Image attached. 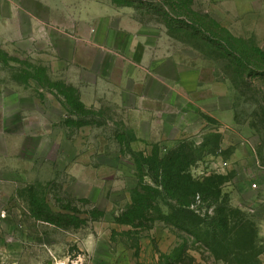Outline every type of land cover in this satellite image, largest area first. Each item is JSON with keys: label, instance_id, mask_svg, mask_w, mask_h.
Returning <instances> with one entry per match:
<instances>
[{"label": "rangeland", "instance_id": "1", "mask_svg": "<svg viewBox=\"0 0 264 264\" xmlns=\"http://www.w3.org/2000/svg\"><path fill=\"white\" fill-rule=\"evenodd\" d=\"M107 7L130 9L134 29L113 21L104 31L106 19L96 18L90 34L133 61L128 73L149 58L168 78L200 70L191 93L150 81L152 95L163 90L155 127L153 104L115 92L84 110L62 107L63 93L78 94L68 83L79 76L72 62L111 74L104 53L87 61L93 51L76 47L81 16ZM14 24L25 41L14 38ZM0 80L41 87L44 97L27 151L9 139L13 159L0 168V264H168L182 244L177 264L255 263L233 253L219 260L196 226L172 217L189 176L218 178L217 203L254 225L264 264V0H0ZM126 83L137 91L135 80ZM192 201L200 217L215 207L199 193Z\"/></svg>", "mask_w": 264, "mask_h": 264}, {"label": "crops", "instance_id": "2", "mask_svg": "<svg viewBox=\"0 0 264 264\" xmlns=\"http://www.w3.org/2000/svg\"><path fill=\"white\" fill-rule=\"evenodd\" d=\"M126 12H131V10L128 9L124 11L107 7L104 10H99L96 15H92V11H86L85 14L81 16L80 22L84 25H82L83 29L81 30L83 34L79 35L80 39L77 38L76 42L78 44L76 47H84L88 52L93 51L88 55L89 60L87 61L93 62V60H95L94 57L96 58V54L104 53L105 63L108 64V59L111 60L109 68L111 74L103 75L92 67V63L83 64L72 62L71 67L74 68L77 74L79 73V76L68 83L77 89L80 102L88 108L96 106L101 98L108 96L109 92H115L123 97H138L139 100L148 101L150 104H153V107L148 109V121L151 127H155V122L158 118L159 121L164 119L162 112L156 107L162 103L163 90L159 91V98L156 96L157 94L152 95L150 92V81L156 80L162 85L164 84L163 87L165 86V92L167 90L166 85H168V89L171 86L169 89L170 91L177 85V90L179 92L191 93L199 88L200 70L180 68L177 70L178 72L176 71L177 73L175 72V78H168V76H164L160 70L156 69L157 66L155 67V65L158 61L149 58L145 70L143 69V71H141L140 64L144 63V61H141L137 62L138 67L135 69L136 75H134L133 72L128 73L126 65L133 64V61H128L125 55L110 50L113 45H110L108 41H96L90 34L92 31V24L96 18L106 19L104 21L105 24H103L104 31H109L111 29L113 21L117 22L118 25L116 27L118 29L122 27V29L125 30L127 26H133L135 24L134 20L131 18V15H125ZM106 15L107 17L105 18ZM21 25L20 29L17 24L13 25V31L17 36L14 38L16 40L25 41V39L28 38L25 37L27 32L23 35ZM80 26L81 25H79L77 29H80ZM57 31L60 32L59 29H57ZM79 33L81 32L79 31ZM137 61H140V58H138ZM116 71L118 75L112 76V73ZM129 79L135 80V84H137L138 87L137 91L133 92L127 87L126 82ZM42 91L43 89L41 87L32 88L20 83H6L0 80V168L7 167L4 161L13 159V147L10 144L14 136L21 139L16 150L22 151L23 149V151H27V149L22 146L34 136V134H30L28 131L29 121L35 116L33 114H36V123L37 126H39L37 116L40 115L42 119L44 117V97ZM28 102H35L36 104L34 107H29ZM58 105L61 106L60 103H58ZM41 124L42 123H40V125ZM159 138L154 137L153 142H159ZM262 169H264V166H262Z\"/></svg>", "mask_w": 264, "mask_h": 264}, {"label": "trees", "instance_id": "3", "mask_svg": "<svg viewBox=\"0 0 264 264\" xmlns=\"http://www.w3.org/2000/svg\"><path fill=\"white\" fill-rule=\"evenodd\" d=\"M251 61L242 63L247 69H251V66H255ZM251 76V75H248ZM75 94V95H74ZM64 103L62 107L67 111V114L72 113L68 109L72 110H84L85 106L80 102L77 93L70 96L63 93ZM190 160L186 162L188 164ZM180 177V175H179ZM187 185L186 193L182 199H179L176 205L170 206V210L177 222L180 221L182 227L193 225L198 228V235H200V241L205 248L210 252H214L216 258L223 262L229 261L232 253L236 256H242L243 258L251 256L255 263L249 261H242L240 264H261L258 259V242H257V230L254 225L245 217V215L239 210L233 209L226 205L217 203L219 199L218 194V178L206 177L203 178L204 182H194L189 177H184ZM163 186V183L160 185ZM199 193L203 196V199H210L215 207L211 213H205L203 217H200L198 208L193 207L195 204L192 201L193 197ZM216 203V204H215ZM235 251L230 250V246L235 245ZM187 246L182 244L180 248L174 249L168 257L165 259L168 264H177L181 261V257L186 255ZM217 250L226 252V256H220ZM226 250V251H225Z\"/></svg>", "mask_w": 264, "mask_h": 264}, {"label": "built area", "instance_id": "4", "mask_svg": "<svg viewBox=\"0 0 264 264\" xmlns=\"http://www.w3.org/2000/svg\"><path fill=\"white\" fill-rule=\"evenodd\" d=\"M253 186H255V185H253Z\"/></svg>", "mask_w": 264, "mask_h": 264}]
</instances>
